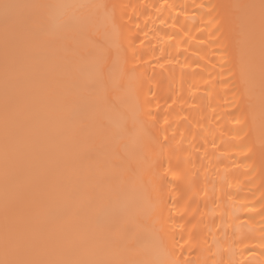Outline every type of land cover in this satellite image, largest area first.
Returning a JSON list of instances; mask_svg holds the SVG:
<instances>
[{"label":"snow or ice","instance_id":"1","mask_svg":"<svg viewBox=\"0 0 264 264\" xmlns=\"http://www.w3.org/2000/svg\"><path fill=\"white\" fill-rule=\"evenodd\" d=\"M107 8L0 0V264H195L155 228L162 209L143 173L168 137L141 118L114 16L96 24ZM220 8L246 115L264 130V0L210 4L213 23Z\"/></svg>","mask_w":264,"mask_h":264},{"label":"bare ground","instance_id":"2","mask_svg":"<svg viewBox=\"0 0 264 264\" xmlns=\"http://www.w3.org/2000/svg\"><path fill=\"white\" fill-rule=\"evenodd\" d=\"M91 2L108 5L101 32L112 16L121 28L141 118L168 137L143 173L162 209L155 228L195 264H264V130L246 115L234 36L227 24L216 31L229 10L218 9L217 23L208 15V5L234 0H168L174 11L163 0Z\"/></svg>","mask_w":264,"mask_h":264}]
</instances>
